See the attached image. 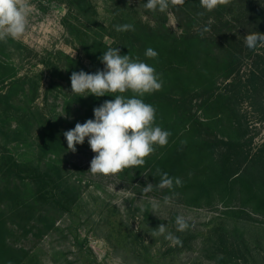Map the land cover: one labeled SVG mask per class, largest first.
<instances>
[{
    "label": "trees",
    "instance_id": "obj_1",
    "mask_svg": "<svg viewBox=\"0 0 264 264\" xmlns=\"http://www.w3.org/2000/svg\"><path fill=\"white\" fill-rule=\"evenodd\" d=\"M119 1L122 0L113 3L108 26L97 22V27L91 28L81 24L91 1L65 0L64 24L88 62L70 56L58 63L38 59L47 69L44 101L48 102L50 91L59 88L54 96L62 97V110L39 108L35 102L39 95V75L19 74V64L12 60L21 44L11 38L7 43L0 42V120L13 116L17 126L7 127L15 144L11 147L4 144L6 150H0L4 158V167L0 168V228L36 229L42 234L73 202L76 193L73 184L63 179L60 172L63 157L69 152L63 133L78 122L94 119L93 109L106 100H114L116 94L77 96L72 94L70 76L81 70L86 73L103 70L100 60L103 52L117 47L121 55L139 57L161 74L162 90L146 94L142 99L156 108V124L171 132L168 144L157 147L146 157L144 166L125 169L122 174L131 178L145 175L157 185L160 176L156 170L160 169L170 177L180 178L182 186L165 190L185 203L222 204L225 208L217 217L219 220L211 223L202 240L203 244L212 240L206 257L219 264H239L237 252L244 249L249 253L250 247L238 221L252 220L251 212L264 216V141L252 144L237 103L244 78L248 79L250 74L260 76L256 68V73L251 70L249 74H240L241 64L249 58L260 67L264 65L259 62L261 53L257 52L262 45L249 49L244 43L248 33H264V0H238L233 20H238L247 33L240 36L237 30V36L230 28L220 30L228 40L212 29L201 35L203 29L190 11H186L187 24L176 34L164 28V24L142 20L131 7ZM195 5L199 6L197 3L191 7L195 9ZM126 23L133 24L135 30H115L116 25ZM105 35L111 37V42L104 41ZM148 48L158 56L148 58L145 55ZM242 84L249 90L250 84ZM122 95L132 98L133 94L129 91ZM72 105L76 106L71 114ZM80 146H89L87 138L76 149ZM14 153H39L43 158L40 170L22 176L15 169L37 170V167L29 166V159L13 162ZM233 202L238 207L230 208ZM7 255L8 261L13 262L21 254L18 249L10 248Z\"/></svg>",
    "mask_w": 264,
    "mask_h": 264
},
{
    "label": "rangeland",
    "instance_id": "obj_2",
    "mask_svg": "<svg viewBox=\"0 0 264 264\" xmlns=\"http://www.w3.org/2000/svg\"><path fill=\"white\" fill-rule=\"evenodd\" d=\"M90 1L91 6L84 14L81 24L91 28L97 27V22L108 26L112 18L113 3L117 0ZM194 1L199 4L195 5V9L191 7L192 4H197L193 3ZM26 2L29 5L26 31L21 38L14 40L21 45L19 54L15 51L12 60L19 64V74L35 72L39 75V95L35 100L39 108L46 111L55 107L59 111L62 110L63 100L60 96H54L59 88L50 91L47 95L48 102L44 101L48 76L47 69L38 63V59H50L56 63L64 62L65 57L70 56L85 64L88 60L64 24L65 0ZM119 3L131 7L142 20H149L150 24H164V28L176 34L187 24L186 11L197 17L202 29H212L225 40L228 39L220 31L224 28L232 29L235 34L239 32L240 36L247 33L239 26L238 20H233L236 18L234 13L238 10L235 9L239 6L238 0H231L230 4L218 6L212 12H205L202 17L197 15L204 11L199 0H185L182 7L170 8L169 12L165 13L146 10L143 5L147 0H122ZM88 18L90 19L87 22ZM70 20L75 21L74 18ZM237 30L239 31L236 33ZM104 41L111 42V37L105 35ZM28 48L37 55H33ZM257 50L261 53L259 62H264V45ZM255 68L260 76L250 74L248 79L244 78L240 83L241 91L237 103L252 144L258 145L264 141V65L260 67L248 58L241 64L240 74H249L251 70L256 73ZM242 83L250 84L249 90H246ZM75 106L72 105L71 114L74 113ZM8 126L12 129L17 127L13 116L0 120L2 151L15 144L11 130H7ZM30 140L36 143L33 136ZM95 155L90 146H80L75 153L69 151L64 155L60 172L63 179L73 184L76 193L72 191L73 202L46 232L39 234L36 229L24 231L16 227L0 228V264H219L206 257L212 240L206 241L205 244L202 240L211 223L219 220L217 217L225 208L222 204L215 201L211 205H189L178 195L159 189L145 175L138 178L125 176L122 172L108 176L94 175L88 170ZM0 156L1 168L4 167V158L1 153ZM12 156V161L17 164L22 159H29V166L37 167V170L15 169L22 176L36 174L43 162L39 153H14ZM148 183L153 184V190L144 194L143 188ZM56 192L57 189L54 194ZM165 196L171 198L169 204L164 203ZM153 202H158L159 207L154 209ZM235 204L231 203L230 208L238 207ZM250 214L252 220L238 221L250 247L249 253L244 249L237 252L238 262L264 264V216L254 212ZM177 215L185 217L189 223L188 230H176ZM160 224H165L168 232L179 237L182 245H173L164 236H151L153 229ZM10 248L18 249L21 254L13 262L8 261L7 251Z\"/></svg>",
    "mask_w": 264,
    "mask_h": 264
},
{
    "label": "clouds",
    "instance_id": "obj_3",
    "mask_svg": "<svg viewBox=\"0 0 264 264\" xmlns=\"http://www.w3.org/2000/svg\"><path fill=\"white\" fill-rule=\"evenodd\" d=\"M200 7L204 9L197 13L202 17L205 12H212L218 6L228 5L231 0H199ZM185 0H147L144 8L151 12L157 10L161 13L169 12L170 8L183 6ZM29 5L26 0H0V42L7 43L8 39L21 38L26 31ZM117 32L134 31V25L126 23L116 25ZM204 28L200 33L209 31ZM247 48L255 49L264 45V33L254 31L244 37ZM148 58H156L158 53L152 48L145 52ZM104 64L103 70L95 73H86L81 70L72 72L70 76L72 94L81 97L94 95L103 97L116 94L114 100H106L93 109L94 119H88L83 124L76 123L75 127L63 133L67 141V150L76 152V145L87 142L96 155L90 162L88 172L114 175L125 169L142 167L146 157L153 154L157 147H164L169 142L171 132L164 130L156 124V108L145 103L142 97L162 90L163 80L153 66L142 62L139 57L133 58L129 54L121 55L120 49L108 48L100 57ZM131 92L132 98L122 95ZM119 93V94H117ZM184 143V142H182ZM160 180L156 185L159 189L173 190L182 186L178 177H170L168 173L156 170ZM153 190V184L148 183L143 188L147 194ZM171 198L164 197V203L169 204ZM153 208L159 207L153 202ZM176 230H188L189 223L182 215L175 218ZM151 236L164 238L173 245H182L179 237L167 231L165 224L153 229Z\"/></svg>",
    "mask_w": 264,
    "mask_h": 264
}]
</instances>
